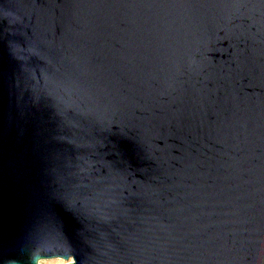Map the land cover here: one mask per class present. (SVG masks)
<instances>
[{"label":"water","instance_id":"obj_1","mask_svg":"<svg viewBox=\"0 0 264 264\" xmlns=\"http://www.w3.org/2000/svg\"><path fill=\"white\" fill-rule=\"evenodd\" d=\"M55 258L264 264V0H0V264Z\"/></svg>","mask_w":264,"mask_h":264},{"label":"rangeland","instance_id":"obj_2","mask_svg":"<svg viewBox=\"0 0 264 264\" xmlns=\"http://www.w3.org/2000/svg\"><path fill=\"white\" fill-rule=\"evenodd\" d=\"M39 264H67L66 261L60 258L41 260Z\"/></svg>","mask_w":264,"mask_h":264},{"label":"snow or ice","instance_id":"obj_3","mask_svg":"<svg viewBox=\"0 0 264 264\" xmlns=\"http://www.w3.org/2000/svg\"><path fill=\"white\" fill-rule=\"evenodd\" d=\"M60 237L59 236H57V237H54L51 241H54V242H56V243H59L60 242ZM49 242V241H48Z\"/></svg>","mask_w":264,"mask_h":264}]
</instances>
